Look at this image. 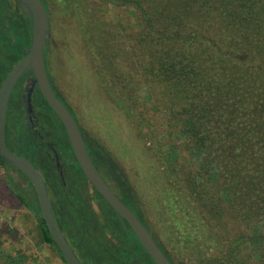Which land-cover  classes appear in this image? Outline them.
Instances as JSON below:
<instances>
[{
	"label": "trees",
	"instance_id": "obj_1",
	"mask_svg": "<svg viewBox=\"0 0 264 264\" xmlns=\"http://www.w3.org/2000/svg\"><path fill=\"white\" fill-rule=\"evenodd\" d=\"M42 1L51 19L50 0ZM7 4L0 0V87L32 38L33 21L27 37L18 32L11 37L8 25L13 18L6 12ZM65 4L75 5L100 84L143 139L157 199L186 242L203 255L199 264H254L252 253H244L251 245L264 264V232L241 229L264 219V0ZM24 12L22 22L31 18ZM37 92L43 134L59 143L61 133L67 137L64 126L59 119L58 127L54 111ZM22 135L28 155L40 165L41 139ZM67 145L70 158L73 151L68 141ZM103 150L96 145L95 157L97 167L107 170L111 156ZM194 158H200L199 168ZM45 163L40 166L55 191V203L51 201L57 222L82 264H156L130 224L121 223L89 185L77 160L66 161V185L56 164ZM114 177L122 187L117 195L176 264L147 223L134 190ZM15 192L36 214L44 241L68 264L41 214L36 193L32 199L17 188Z\"/></svg>",
	"mask_w": 264,
	"mask_h": 264
},
{
	"label": "rangeland",
	"instance_id": "obj_2",
	"mask_svg": "<svg viewBox=\"0 0 264 264\" xmlns=\"http://www.w3.org/2000/svg\"><path fill=\"white\" fill-rule=\"evenodd\" d=\"M50 12L52 35L48 52L47 46L45 50L49 77L58 94L74 110L88 138L111 156L108 159L110 167L106 168L108 171L104 170L107 180L115 192L121 193V183L114 177L116 174L134 190L138 205L147 212V223L155 229L159 241L176 264H199L203 255L196 254L197 250L186 242L183 232L167 215L165 205L157 199V187L151 185L149 178L151 158L144 154L143 139L100 84L81 33L75 5L69 7L65 0H50ZM21 15H25L22 7L19 15H12L13 20L8 25L11 37L17 36L15 32L20 37H26ZM0 54L4 56L3 52ZM11 57L9 62L13 63L16 55ZM194 161L199 168L200 158H194ZM46 182L51 200L55 203V191L52 192L47 179ZM33 195L31 192L32 199ZM95 207L100 210L97 204ZM241 229L249 233L264 232V219ZM254 250L255 245H251L245 248L244 253H252L253 263L262 264ZM0 264H66L60 252L44 241L36 214L20 200L13 184L1 170Z\"/></svg>",
	"mask_w": 264,
	"mask_h": 264
},
{
	"label": "water",
	"instance_id": "obj_3",
	"mask_svg": "<svg viewBox=\"0 0 264 264\" xmlns=\"http://www.w3.org/2000/svg\"><path fill=\"white\" fill-rule=\"evenodd\" d=\"M20 2L32 18V38L30 47L26 49V54L9 70L0 88L1 158L13 164L16 169L23 172L33 183L37 192L41 214L67 263L82 264L75 249L57 222L48 187L41 172L29 158L11 151L6 142V118L11 92L22 74L27 69H31L33 77L30 79L29 87L25 89V103L31 105L32 92L38 87L49 106L61 120L73 154L89 184L96 188L115 210L121 223L126 220L130 224L140 243L156 264H173L147 226L141 221L135 211L117 195L101 174L88 152L84 134L77 120L52 86L45 58V48L51 38L52 31L49 13L45 4L42 0H20Z\"/></svg>",
	"mask_w": 264,
	"mask_h": 264
},
{
	"label": "flooded vegetation",
	"instance_id": "obj_4",
	"mask_svg": "<svg viewBox=\"0 0 264 264\" xmlns=\"http://www.w3.org/2000/svg\"><path fill=\"white\" fill-rule=\"evenodd\" d=\"M20 7H22L24 9L20 0H8L6 12L9 14L10 17L12 15L15 16V14L19 15ZM24 11H26V10L24 9ZM0 12H1V8H0ZM31 22H32L31 18H30V20H27L25 18V20L23 21L26 37L29 34ZM27 48H28V46L26 45L23 49V51L25 53L23 55H21L20 58L18 57L17 62L26 54ZM32 77H33L32 70L27 69L22 74V76L20 77V79L18 80V82L16 83L15 87L13 88V90L11 92V96H10V100H9V104H8V109H7V118H6V142H7V145L11 151H13V152H15L21 156H24L25 158H29L33 162V164L41 172L45 182H46V179H45L44 169L40 165H42L45 162H46L45 164L55 163L56 168L58 169L59 173L62 175V177H63L62 180L64 181V184L66 185V182L64 179L65 174L68 172V167L66 165V161L68 162V164L69 163L73 164V163H75L76 158H75L73 153L70 154V156H71L70 158H67L68 145L66 147H65V145H66L67 141L70 143L68 136L65 138L63 136V134L61 133L62 141H59V143H55L52 139H47L45 137V134H43V131H42L43 125H42V123H40L39 110H38V106H37V98L39 97L37 95L38 94V92H37L38 87L32 92L31 105H27L25 103V101H24L25 89L27 87H29L28 84H29L30 79ZM50 81L52 83L51 79H50ZM1 86H2V84H1ZM52 86H53L56 94L67 105V107L69 108V110L71 111V113L73 114L75 119L77 120V123H78L81 131L84 134L85 141H86V147L88 149V152L91 155L93 161L95 162V164L97 166V161H96V157H95L96 156V142L94 140H91L88 138L85 130L83 129L80 122L78 121L77 116L74 114V110L65 101V99L60 94H58V91L56 90V86H54V83H52ZM54 118L56 119V121H57L56 123L59 127L60 121H59V118L57 117L56 114H55ZM64 130H65V128H64ZM59 131H61V130H59ZM23 132H24V135L31 136L30 139H32V140H34L36 138L41 139L40 144H41V147L43 150L42 155L44 158L40 161V163H41L40 165L37 164L38 160H36V159L34 160L31 156L28 155V153H29L28 146H26V144L24 143V140H23L24 137L22 135ZM65 132H66V130H65ZM58 137H60V136L58 135ZM70 146H71V144H70ZM44 153L47 156L48 160L45 159L46 156L44 155ZM1 159L2 158L0 156V170L2 171L5 178H9L10 183L14 185V190H16V188H17L20 192H22L23 194H25L27 196H31V192H33L34 194L36 193V195H37V192L35 190L33 183L32 182H31L32 184L30 183L31 180L23 172L16 169L13 166V164L2 159L3 161L6 162V164H3L1 162ZM99 171L101 172V174L104 176V178L107 181V178H106L105 173H104L105 171L101 170V169H99ZM46 185L48 187L47 182H46ZM109 185H110V183H109ZM48 191H49V189H48Z\"/></svg>",
	"mask_w": 264,
	"mask_h": 264
}]
</instances>
